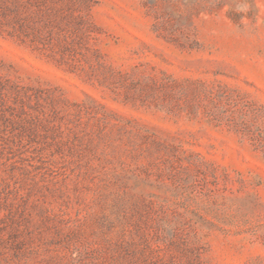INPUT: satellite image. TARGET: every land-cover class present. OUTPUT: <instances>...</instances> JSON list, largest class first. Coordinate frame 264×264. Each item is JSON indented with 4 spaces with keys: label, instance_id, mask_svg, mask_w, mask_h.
Segmentation results:
<instances>
[{
    "label": "rangeland",
    "instance_id": "1",
    "mask_svg": "<svg viewBox=\"0 0 264 264\" xmlns=\"http://www.w3.org/2000/svg\"><path fill=\"white\" fill-rule=\"evenodd\" d=\"M0 264H264V0H0Z\"/></svg>",
    "mask_w": 264,
    "mask_h": 264
}]
</instances>
